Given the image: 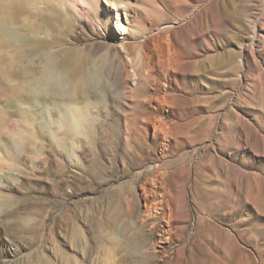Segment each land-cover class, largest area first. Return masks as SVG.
<instances>
[{
	"label": "rangeland",
	"instance_id": "374dc122",
	"mask_svg": "<svg viewBox=\"0 0 264 264\" xmlns=\"http://www.w3.org/2000/svg\"><path fill=\"white\" fill-rule=\"evenodd\" d=\"M23 5L0 45V264H264V0ZM45 57L66 106L21 90Z\"/></svg>",
	"mask_w": 264,
	"mask_h": 264
},
{
	"label": "clouds",
	"instance_id": "9594fccd",
	"mask_svg": "<svg viewBox=\"0 0 264 264\" xmlns=\"http://www.w3.org/2000/svg\"><path fill=\"white\" fill-rule=\"evenodd\" d=\"M4 8L10 9L11 4L4 3ZM29 69L28 95L35 101L59 102L66 106L65 102L73 99L69 71L59 61L45 57L40 62L31 63Z\"/></svg>",
	"mask_w": 264,
	"mask_h": 264
},
{
	"label": "bare ground",
	"instance_id": "6f19581e",
	"mask_svg": "<svg viewBox=\"0 0 264 264\" xmlns=\"http://www.w3.org/2000/svg\"><path fill=\"white\" fill-rule=\"evenodd\" d=\"M24 2H25V0H3V2H0V45H4V44L8 45V44H11L13 42L12 37H11V36H13L12 35L13 33L12 32L10 33L11 28L8 26L12 25L13 14L17 10L19 11L20 9H22V7L24 6L23 5ZM4 3L11 4V8L8 10H5ZM78 3L75 1L73 5L79 6ZM13 38H14V36H13ZM21 90H22V92H25L28 94V92H29L28 84H25L24 86H22ZM69 110L72 112V115L70 116L68 121H66V122L62 121V127L65 128L66 133L69 135V137H74L75 135H78L81 133L84 134L85 129H83L82 127H83V123L86 119L85 109L72 107ZM27 132H29L28 133L29 135L32 134L31 129L28 130ZM58 142L60 143V141H58Z\"/></svg>",
	"mask_w": 264,
	"mask_h": 264
}]
</instances>
